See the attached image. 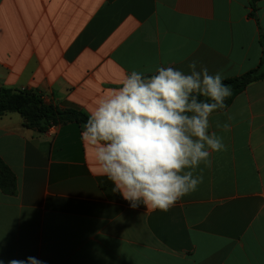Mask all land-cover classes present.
Here are the masks:
<instances>
[{
  "label": "crops",
  "instance_id": "obj_1",
  "mask_svg": "<svg viewBox=\"0 0 264 264\" xmlns=\"http://www.w3.org/2000/svg\"><path fill=\"white\" fill-rule=\"evenodd\" d=\"M249 12L247 0H0V88L89 115L133 70L188 74L195 60L236 77L261 58ZM257 19L264 32V0ZM209 120L227 151L161 212L102 191L83 125L37 133L17 113L0 116V159L17 184L15 195L0 189V262L264 264V80Z\"/></svg>",
  "mask_w": 264,
  "mask_h": 264
},
{
  "label": "clouds",
  "instance_id": "obj_2",
  "mask_svg": "<svg viewBox=\"0 0 264 264\" xmlns=\"http://www.w3.org/2000/svg\"><path fill=\"white\" fill-rule=\"evenodd\" d=\"M187 67L188 74L171 66L151 75L133 70L97 100L83 125L82 141L94 149L101 174L133 208L167 212L202 183L200 165L210 168L212 153L227 151L224 137L209 132V117L227 107L232 89L195 60ZM215 127L228 132L231 124ZM8 264L44 262L29 256Z\"/></svg>",
  "mask_w": 264,
  "mask_h": 264
},
{
  "label": "trees",
  "instance_id": "obj_3",
  "mask_svg": "<svg viewBox=\"0 0 264 264\" xmlns=\"http://www.w3.org/2000/svg\"><path fill=\"white\" fill-rule=\"evenodd\" d=\"M250 8L249 17L258 27V41L261 47V58L256 68L246 73L224 79V83L232 89V95L225 100L227 107L241 94L251 83L264 80V32L260 29L257 19L258 3L261 0H247ZM202 99H205L202 97ZM226 107V108H227ZM8 113L20 115L28 127L37 133H45L49 127L67 124L84 125L88 115L74 108L59 109L45 103L40 96L30 91H18L0 88V116ZM99 187L109 197H119L118 192L113 191V185L106 177L97 180ZM0 189L8 194L17 192L16 178L11 170L0 159Z\"/></svg>",
  "mask_w": 264,
  "mask_h": 264
},
{
  "label": "built area",
  "instance_id": "obj_4",
  "mask_svg": "<svg viewBox=\"0 0 264 264\" xmlns=\"http://www.w3.org/2000/svg\"><path fill=\"white\" fill-rule=\"evenodd\" d=\"M56 127H57V126L52 125L51 127H49V129H48L47 132H49V133L54 132Z\"/></svg>",
  "mask_w": 264,
  "mask_h": 264
}]
</instances>
